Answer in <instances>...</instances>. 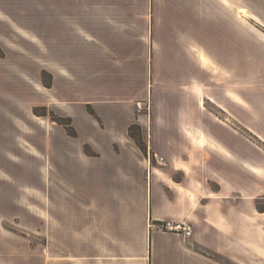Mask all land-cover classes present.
<instances>
[{"label":"crops","instance_id":"crops-1","mask_svg":"<svg viewBox=\"0 0 264 264\" xmlns=\"http://www.w3.org/2000/svg\"><path fill=\"white\" fill-rule=\"evenodd\" d=\"M233 1L244 8L245 0ZM1 13L27 23L31 45L42 42L46 57L39 70L86 73L87 92L93 82L98 98L83 103L96 116L85 110L92 127L77 146L80 162L104 158L94 135L109 140L105 174L87 170L72 177L62 142L80 135L73 112L67 116L76 137L57 123L59 130H46L48 173L58 166L61 177L55 181L49 173L45 183V263L54 264L55 251L61 264H220L196 247L229 255L222 233L239 237L244 232L246 198H256L264 178V164L247 159L239 140L214 118L202 120L206 128H198L202 86L205 97L230 114L228 119L264 136L259 125L245 123L240 115L245 36L234 11L230 18L228 0H0ZM132 71L144 73L137 94L131 91ZM228 71L237 83L231 91L221 74ZM99 72L104 73L103 92L95 84ZM135 99L149 104L148 121L141 124L147 155L128 133ZM57 130L63 137L56 140ZM198 131L208 146L201 176ZM84 144L96 155L86 154ZM162 220L190 222L191 236L184 240L150 225ZM236 247L231 259L244 264V247Z\"/></svg>","mask_w":264,"mask_h":264},{"label":"rangeland","instance_id":"rangeland-1","mask_svg":"<svg viewBox=\"0 0 264 264\" xmlns=\"http://www.w3.org/2000/svg\"><path fill=\"white\" fill-rule=\"evenodd\" d=\"M235 4L233 0H228L230 18L234 11V19H239L245 36L244 82L241 83L245 97L244 103L239 102L240 115L245 123L257 124L264 132V0H245L244 8L240 9ZM28 33L27 23L13 19L10 14H0V264H46L45 183L50 180V175L55 181L59 180L61 170L57 166V170L49 172V175V163L43 149L46 130L58 129L59 125L49 118L48 121L38 118L33 112L34 107L38 112L43 111L41 107H47L61 116L73 112L75 127L80 135L77 138L70 137L69 142L65 139L62 142L69 152L70 162L67 165L72 177L83 176L87 170L91 172L99 169L103 170L104 175L110 155L109 140L97 134L92 139L102 150L104 158L93 157L88 165L80 162L77 146L89 135L92 127L86 119L87 105L83 101L86 98H98L96 89L90 81L91 87L87 92L84 82L88 76L86 73L39 70V63L45 64L46 49L41 41H37L36 46L31 45L34 41L30 40ZM201 59V64L206 67L204 55ZM103 74L96 73L98 80L95 84L101 92L105 84ZM221 74L226 75L230 91L237 86L231 71ZM143 75L141 71H132L131 91L134 94L141 88L137 83ZM44 82H50L51 86L46 87ZM201 88L198 89L197 102L200 114L197 115L198 128H206L202 120L209 122V119L214 118L220 129L239 140L247 159L264 164V136L259 137L246 126L228 119L230 114L210 102ZM229 99L237 101L231 94ZM138 102L141 108H138ZM97 106L100 110L105 108L104 104ZM133 108L135 119L132 124L139 128H132V132L144 142L141 124L148 121V101L135 99ZM259 115L262 118L260 120ZM58 130L53 132L54 139L63 137ZM198 134L202 137L197 146V165L201 176L204 168H201L200 163H208V146L204 132L198 131ZM85 178H80V181ZM260 182V187L253 194L256 198H246L244 232L239 233V237L232 231L222 233V242L228 245L229 255L202 247L208 257L220 264H235L231 258L236 256V246L239 245L244 247L241 255L244 264H264V178H260ZM209 186L216 188L215 184L210 183ZM228 218L231 224L235 220ZM53 262L61 264L58 252L54 251Z\"/></svg>","mask_w":264,"mask_h":264},{"label":"trees","instance_id":"trees-1","mask_svg":"<svg viewBox=\"0 0 264 264\" xmlns=\"http://www.w3.org/2000/svg\"><path fill=\"white\" fill-rule=\"evenodd\" d=\"M46 87H50L51 83L50 82H44L43 83ZM41 110H43L42 112H38L37 108L34 107L33 108V112L34 114L38 115V116H45L48 117L51 121L56 122L57 124L61 125L65 132L73 137L77 136V132L76 129L74 128L73 124H72V119L70 116H61L58 115L57 113H55L54 111L47 109V107H41ZM86 110L88 113H90L93 116H96V112L94 111V109L92 108V106L90 104H87L86 106ZM134 127H138V125L136 124H131L128 127V133L129 135L134 139L135 143L137 144V146L140 148V150L147 155V146L146 143L140 141V139H138L137 137H135V135L132 132V128ZM83 150L86 154L89 155H96V153L90 148V146L88 144H84L83 145ZM196 250L204 255H206V251L205 249H203L202 247L197 246Z\"/></svg>","mask_w":264,"mask_h":264},{"label":"built area","instance_id":"built-area-1","mask_svg":"<svg viewBox=\"0 0 264 264\" xmlns=\"http://www.w3.org/2000/svg\"><path fill=\"white\" fill-rule=\"evenodd\" d=\"M137 106L138 108H141V103L138 102ZM150 225L155 226L156 228L163 231L179 233L181 234L184 240L189 238L192 234V225L188 221L162 220L158 223L150 222Z\"/></svg>","mask_w":264,"mask_h":264}]
</instances>
